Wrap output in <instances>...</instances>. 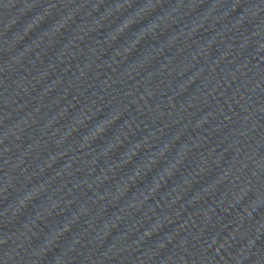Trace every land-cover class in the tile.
<instances>
[{
    "label": "water",
    "instance_id": "water-1",
    "mask_svg": "<svg viewBox=\"0 0 264 264\" xmlns=\"http://www.w3.org/2000/svg\"><path fill=\"white\" fill-rule=\"evenodd\" d=\"M0 264H264V0H0Z\"/></svg>",
    "mask_w": 264,
    "mask_h": 264
}]
</instances>
